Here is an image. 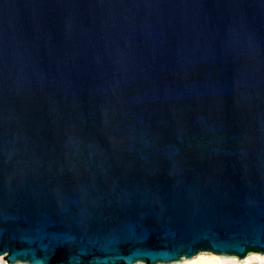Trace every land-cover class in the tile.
Masks as SVG:
<instances>
[{
    "label": "water",
    "instance_id": "obj_1",
    "mask_svg": "<svg viewBox=\"0 0 264 264\" xmlns=\"http://www.w3.org/2000/svg\"><path fill=\"white\" fill-rule=\"evenodd\" d=\"M264 255V0H0V264Z\"/></svg>",
    "mask_w": 264,
    "mask_h": 264
},
{
    "label": "bare ground",
    "instance_id": "obj_2",
    "mask_svg": "<svg viewBox=\"0 0 264 264\" xmlns=\"http://www.w3.org/2000/svg\"><path fill=\"white\" fill-rule=\"evenodd\" d=\"M174 264H264V255L248 254L242 259L236 257H222L215 254H198Z\"/></svg>",
    "mask_w": 264,
    "mask_h": 264
}]
</instances>
